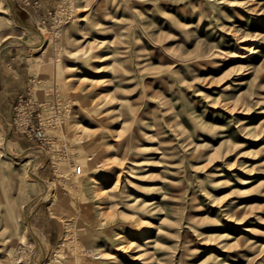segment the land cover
I'll return each instance as SVG.
<instances>
[{"label":"rangeland","instance_id":"374dc122","mask_svg":"<svg viewBox=\"0 0 264 264\" xmlns=\"http://www.w3.org/2000/svg\"><path fill=\"white\" fill-rule=\"evenodd\" d=\"M0 117V264H264V0H0Z\"/></svg>","mask_w":264,"mask_h":264},{"label":"built area","instance_id":"2783aa9c","mask_svg":"<svg viewBox=\"0 0 264 264\" xmlns=\"http://www.w3.org/2000/svg\"><path fill=\"white\" fill-rule=\"evenodd\" d=\"M30 3L31 2H29V4ZM35 4L37 5L38 2H36ZM34 113L35 110L33 112H30V116L26 118L25 124H23V132L26 133L28 138L36 140L42 148H46L47 146H49L50 141L44 127L43 119L40 114H37L36 116H39V120L36 117L34 120ZM17 117L19 120V113H17ZM74 173L77 175H81L83 173L82 166H75Z\"/></svg>","mask_w":264,"mask_h":264},{"label":"bare ground","instance_id":"6f19581e","mask_svg":"<svg viewBox=\"0 0 264 264\" xmlns=\"http://www.w3.org/2000/svg\"><path fill=\"white\" fill-rule=\"evenodd\" d=\"M73 70H75V68ZM74 80H76V78L73 76H70L68 78V81H74ZM6 129H7V125H6L5 121L3 120V118L0 117V130H6ZM152 242H154V241L149 240L147 243H152Z\"/></svg>","mask_w":264,"mask_h":264}]
</instances>
